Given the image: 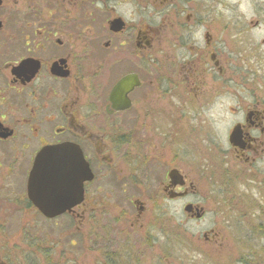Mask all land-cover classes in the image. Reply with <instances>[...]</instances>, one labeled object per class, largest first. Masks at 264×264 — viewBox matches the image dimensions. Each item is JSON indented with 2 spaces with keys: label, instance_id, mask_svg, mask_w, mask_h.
Returning <instances> with one entry per match:
<instances>
[{
  "label": "flooded vegetation",
  "instance_id": "flooded-vegetation-1",
  "mask_svg": "<svg viewBox=\"0 0 264 264\" xmlns=\"http://www.w3.org/2000/svg\"><path fill=\"white\" fill-rule=\"evenodd\" d=\"M97 2L0 0V236L1 214H66L95 251L118 253H104L107 264H264V41L250 37L264 0H253L251 23L217 16L226 0H136L159 14L151 24ZM225 93L246 113L227 149L201 118ZM61 143L82 150L93 178L72 211L50 218L28 182L40 150ZM110 177L116 202L136 208L115 219L129 234L119 240L92 214L115 192L90 186Z\"/></svg>",
  "mask_w": 264,
  "mask_h": 264
},
{
  "label": "rangeland",
  "instance_id": "rangeland-1",
  "mask_svg": "<svg viewBox=\"0 0 264 264\" xmlns=\"http://www.w3.org/2000/svg\"><path fill=\"white\" fill-rule=\"evenodd\" d=\"M220 23L221 21L218 20V24ZM217 31L220 41L227 43L229 33H221L220 29ZM222 45L225 46L223 43ZM108 183L113 186V191L115 192L113 177L98 179L90 186V191L95 185L99 186ZM175 205V203L170 201L168 206L171 208ZM94 207L95 210L92 212V214H96L94 217L97 216V218L103 219L101 229L115 228L110 231V239L119 240V232L129 237V234L122 226H119L118 221L116 222L115 219L123 216L124 212L129 215L133 214L132 211L133 209L136 210L135 207L132 209L130 204L125 202L117 203L116 192L111 202L106 204L96 203ZM1 217L6 218L5 221L8 222L2 232L5 235L3 237L0 236V241L5 247L3 250L0 248V255L2 260L5 261L3 257L5 251L11 259L9 262L5 261L4 264H37L36 261L39 264H100L103 261L100 259H103L104 256L114 258L116 262L119 261L117 252L95 251L92 248V243L88 241L87 228L83 227L82 223L78 224V221L76 222V219L71 215L65 214L54 220H48L44 216L42 218L38 216L36 211H23L11 215H7V213L1 214ZM10 218H13L14 221L12 219L9 220ZM175 220L178 219L173 217L170 219V221ZM161 222L163 223V221ZM78 227L81 228L79 231ZM99 233L101 234V232ZM93 236L90 239H93ZM5 241H7L6 245ZM2 244H0V247H2ZM107 262H102L101 264H107ZM119 264H122V260H120Z\"/></svg>",
  "mask_w": 264,
  "mask_h": 264
},
{
  "label": "water",
  "instance_id": "water-1",
  "mask_svg": "<svg viewBox=\"0 0 264 264\" xmlns=\"http://www.w3.org/2000/svg\"><path fill=\"white\" fill-rule=\"evenodd\" d=\"M125 83L122 81L117 88ZM34 163L28 193L42 214L54 218L72 211L83 199L84 181L93 178L82 150L73 143L46 146Z\"/></svg>",
  "mask_w": 264,
  "mask_h": 264
},
{
  "label": "clouds",
  "instance_id": "clouds-1",
  "mask_svg": "<svg viewBox=\"0 0 264 264\" xmlns=\"http://www.w3.org/2000/svg\"><path fill=\"white\" fill-rule=\"evenodd\" d=\"M227 5V6H226ZM98 8H103V3L98 0ZM110 7L114 10L116 17L122 18L126 24H138L144 20L151 24L153 21L159 22L160 16L151 6L142 9L136 0H110ZM215 14L223 15L226 20L234 17L241 21L251 23L259 20L253 0H226V3L215 5ZM205 29L203 26L196 27L192 32V40L201 46L203 45ZM250 37L255 42L264 41V23L259 22L258 26L252 27ZM234 109H237L234 111ZM246 113L238 108V99L231 94L217 96L213 102L205 107L201 112L202 120L211 127L218 142L226 149L228 148V133L236 123H243ZM196 123V121H193ZM243 189V185L240 186ZM201 259L199 253H192V260Z\"/></svg>",
  "mask_w": 264,
  "mask_h": 264
},
{
  "label": "trees",
  "instance_id": "trees-1",
  "mask_svg": "<svg viewBox=\"0 0 264 264\" xmlns=\"http://www.w3.org/2000/svg\"><path fill=\"white\" fill-rule=\"evenodd\" d=\"M36 263L39 264L37 261H36ZM49 264H51V263H49Z\"/></svg>",
  "mask_w": 264,
  "mask_h": 264
}]
</instances>
